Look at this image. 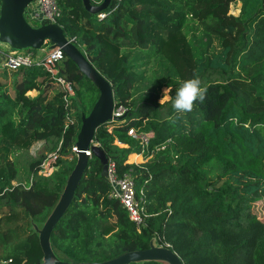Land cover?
<instances>
[{
	"label": "trees",
	"instance_id": "obj_1",
	"mask_svg": "<svg viewBox=\"0 0 264 264\" xmlns=\"http://www.w3.org/2000/svg\"><path fill=\"white\" fill-rule=\"evenodd\" d=\"M54 2V22L110 83L114 108L125 109L98 126L92 139L117 175L129 174L141 190L143 211L137 228L109 197L91 155L49 236L54 255L101 262L145 249L156 237L182 264H264V220L253 212V203L264 198V0H110L98 13L85 11L81 0ZM234 2L237 14L229 12ZM153 60L159 71H151L150 86L134 97L145 79L136 69ZM8 71L0 70V264H39L31 220L42 222L56 202L75 162L70 148L80 114L89 112L98 91L66 57L58 75L73 87L67 104L60 90L52 92L40 63ZM194 73L207 87L203 103L177 113L170 100L158 102V89L169 87L174 97ZM130 127L151 132L149 146L168 140L166 149L127 162L139 150L126 135ZM36 141L44 145L29 158L25 184H13L20 179L13 154ZM50 153L56 154L52 172L38 175Z\"/></svg>",
	"mask_w": 264,
	"mask_h": 264
},
{
	"label": "water",
	"instance_id": "obj_2",
	"mask_svg": "<svg viewBox=\"0 0 264 264\" xmlns=\"http://www.w3.org/2000/svg\"><path fill=\"white\" fill-rule=\"evenodd\" d=\"M35 0H0V44L11 50L39 49L48 43L47 49L60 48L64 57L71 60L78 71L88 79L98 91L89 112L80 114V125L74 145L75 162L56 202L41 223L31 220V228L37 234L42 253L39 264H128L131 262L154 261L158 264H182L181 259L167 245L158 243L151 237L145 249L124 252L101 262H68L59 260L53 253L49 236L55 224L68 208L79 179L86 167L88 157L85 150H90L101 165L100 175H106L107 158L97 145H90L95 129L112 121L113 95L110 83L87 61L77 47L67 39L60 26L47 19H40L36 26L29 24L25 17L26 8ZM110 0H102L98 5H91L89 0H81L85 11L98 13L106 8ZM163 157L161 156L160 159Z\"/></svg>",
	"mask_w": 264,
	"mask_h": 264
},
{
	"label": "built area",
	"instance_id": "obj_3",
	"mask_svg": "<svg viewBox=\"0 0 264 264\" xmlns=\"http://www.w3.org/2000/svg\"><path fill=\"white\" fill-rule=\"evenodd\" d=\"M34 4L33 8H30ZM26 9L30 19L39 21L40 19H47L50 22H54V16L56 15V7L54 0H35ZM29 9V10H28ZM55 23V22H54ZM1 45V44H0ZM6 51L0 50V68L6 70H15L21 66H30L33 63H40L43 69L48 73L49 78L54 84V88L60 90L63 93V101L67 104L69 97L74 95L72 84L65 80L62 76L58 75V66L61 63L64 54L60 48H53L47 50L43 55L33 57L31 51L24 53H18L15 50H11L5 45H1ZM125 112V109L119 105L112 109L111 116L112 121L119 119ZM111 122V121H109ZM126 135L136 141L138 144V155H140L142 162L152 157L153 155L164 151L167 147L168 140H165L159 144L149 146V140L152 137V133L149 131H142L135 127H130L126 130ZM90 145H97L98 143L90 141ZM70 150L75 153L77 151L73 144ZM85 155L90 158V150H85ZM143 155H145L143 157ZM56 159L55 153H50L40 163L37 171L38 175L48 176L53 170V164ZM105 178L109 184V197L116 199L120 205L125 209L127 217L138 228L142 222V193L141 190L136 192L134 188V182L129 174L117 175L115 164L112 160L107 158L106 161V175ZM5 262V261H3ZM9 262V260H7Z\"/></svg>",
	"mask_w": 264,
	"mask_h": 264
},
{
	"label": "rangeland",
	"instance_id": "obj_4",
	"mask_svg": "<svg viewBox=\"0 0 264 264\" xmlns=\"http://www.w3.org/2000/svg\"><path fill=\"white\" fill-rule=\"evenodd\" d=\"M238 8H239V3L238 2H234L233 4H231L230 8H229V12L232 14H237L238 13ZM26 20L29 24H36L38 21L37 20H32L30 19V17H26ZM191 24V22H190ZM190 35V34H189ZM213 46L214 49L217 50L218 49V45H217V41L214 39L213 40ZM0 50L2 51H6L3 46L0 45ZM26 49H22L17 51L18 53H24L26 52ZM47 51V46H43L39 49H34L31 50V52L33 53V57L39 53L41 55H43L45 52ZM35 53V54H34ZM139 62H143V61H138ZM2 68H0L1 70ZM137 72H140L142 74V76H145V79L143 81H141L140 83L137 84V88L134 92V97H138L139 95H141L142 93H144L146 91V88L149 87V83L146 80V77H150L151 76V71H159L158 66L155 64V61L153 60L152 62H150L148 65L144 64L142 66H138V68L136 69ZM8 74L10 73V71L7 72ZM7 77H10L9 75ZM3 77L0 76V80H2ZM55 88L52 89V92L54 91ZM166 89V87H161L160 89H158V94H159V98H158V102L160 103V100L163 97V93L164 90ZM30 94L32 92H29ZM167 100L163 101L162 103L166 102ZM117 146L119 147H125L124 144L119 143V141H115L114 142ZM44 145V141H36L34 143L31 144V146L29 147L28 151L26 153H19V152H15L13 155V159L17 162L16 166L18 168V175H19V180H13L12 183H23L25 184V180H26V166L28 164L29 158L33 157L38 151H40L41 147ZM139 161V160H138ZM142 162V159H141ZM253 212L255 213V215L260 219V220H264V198L260 199L256 202L253 203ZM37 223H41L38 221H35Z\"/></svg>",
	"mask_w": 264,
	"mask_h": 264
},
{
	"label": "clouds",
	"instance_id": "obj_5",
	"mask_svg": "<svg viewBox=\"0 0 264 264\" xmlns=\"http://www.w3.org/2000/svg\"><path fill=\"white\" fill-rule=\"evenodd\" d=\"M170 91L171 89L169 87L164 90L160 103L165 100H170L175 112L187 113L193 110L197 101L203 103L207 94V87L202 86L199 75L194 73L192 78L180 82L174 97L168 95ZM229 119L233 123L238 122L234 117H230Z\"/></svg>",
	"mask_w": 264,
	"mask_h": 264
},
{
	"label": "crops",
	"instance_id": "obj_6",
	"mask_svg": "<svg viewBox=\"0 0 264 264\" xmlns=\"http://www.w3.org/2000/svg\"><path fill=\"white\" fill-rule=\"evenodd\" d=\"M31 7L30 8H33L34 4L32 3V5H30ZM29 10V9H28ZM28 12V11H27ZM28 14V13H27ZM35 54V53H34ZM39 53H37L35 56L39 57ZM139 160V161H138ZM127 162L129 163H135V164H138V163H141V157L140 155H138L137 153H130L128 156H127Z\"/></svg>",
	"mask_w": 264,
	"mask_h": 264
}]
</instances>
